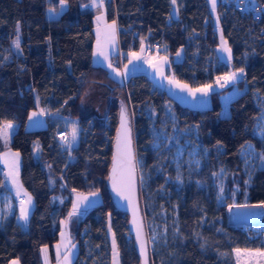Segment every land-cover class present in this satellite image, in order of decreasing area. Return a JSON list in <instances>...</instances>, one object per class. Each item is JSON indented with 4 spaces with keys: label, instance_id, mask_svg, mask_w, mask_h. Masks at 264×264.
Masks as SVG:
<instances>
[{
    "label": "trees",
    "instance_id": "trees-1",
    "mask_svg": "<svg viewBox=\"0 0 264 264\" xmlns=\"http://www.w3.org/2000/svg\"><path fill=\"white\" fill-rule=\"evenodd\" d=\"M256 2L257 14L238 10L236 0H218L222 35L233 56L230 67L218 54L220 42L209 0H177L176 4L172 0H105L107 20L116 21L119 27L123 64L142 43L158 41L161 47L154 50L169 57L174 77L191 88L217 86V77L244 70L237 81L211 91L208 107L192 109L145 73L123 82L105 67L93 64L95 13L82 8L81 0H66L67 9L57 19L49 18L47 10L58 9L59 0H0V126L5 122L17 125L10 149L19 153V181L34 201L27 226L19 219L17 204L6 215L8 186L0 166V264L13 259L21 264H44L43 247L51 249L54 261L53 247L60 239L61 221L72 208L73 191L101 195L99 204L69 222L77 245L73 264H111L109 230L121 264H140L128 215L114 202L108 186L122 105L132 120L137 155L149 163L153 161V132L162 129L171 136L173 146L178 134L189 131L209 151L199 173L211 184L209 194L193 181L172 188L179 235L153 252L151 263L234 264L229 255L233 248L257 247L250 232L227 224L231 204L244 198L251 203L264 201V139L254 134L261 113L256 99L264 100V0ZM174 5L177 19L172 17ZM18 37L20 53L13 47ZM178 51L184 55L181 61L176 59ZM95 85L102 92L94 109L99 104L107 108L108 124L103 115L81 105L85 93ZM39 109L81 124L70 152L62 151L56 140L57 125L27 128L30 115ZM248 143L257 155L249 185L241 159V150ZM220 165L226 167L227 179L217 206L214 173ZM169 173L174 175L172 170ZM204 215L209 219L202 226ZM211 222L213 226H206ZM197 234L207 241L205 248ZM223 251L228 256H221Z\"/></svg>",
    "mask_w": 264,
    "mask_h": 264
},
{
    "label": "rangeland",
    "instance_id": "rangeland-1",
    "mask_svg": "<svg viewBox=\"0 0 264 264\" xmlns=\"http://www.w3.org/2000/svg\"><path fill=\"white\" fill-rule=\"evenodd\" d=\"M210 7H211V3H210ZM95 11L96 12L94 13L97 19V17L100 14V11L99 10H95ZM211 12L214 17V22L217 28V32H218L217 34L220 42L219 47L217 49L218 54L220 56V59L231 67L232 58H233L232 51H231V58L228 59V54L221 50L222 40L226 41V39L222 35L220 20L217 14V7L215 11H213L211 7ZM53 13L54 12L50 11L49 17H52L51 14ZM98 27L100 28V32H99V36H100L102 29L101 21L99 22L96 21L97 36H98V31H97ZM226 43L227 46L229 47L227 41ZM19 44H20V39H19ZM13 47L17 53H20V47L17 48L15 46V42L13 44ZM100 58H102V56L98 55L96 52L94 62L96 64L101 63ZM119 64L122 67L123 63L120 62ZM164 81H166L165 87L160 86L159 83H155V84L162 89L166 88L167 90L168 89L170 90L171 87L173 88L172 85L174 84L169 82L170 79H164ZM216 88H220V87L218 85L213 86L212 91L213 89ZM101 92H102L101 88H98L97 85L90 87L88 91L85 93L84 97L82 98L81 105L86 109L88 108L91 109L93 113L98 116L103 115L102 116L103 122L108 124L107 108L104 107L102 104L98 103L99 104L98 109H94L96 107L95 102L98 101V99L100 98ZM178 92L181 94V96H183L187 100L195 99L196 105L195 108L192 109H202L208 107L209 95L211 92L207 96H201L199 93H197L196 96H193L188 91H182L180 88ZM169 94L179 103L186 106L184 103L180 101L179 96H178L179 99H176L174 95H172L170 92ZM256 100L261 109V113L257 119L254 128V134L258 138L263 140L264 132H262V130H264V100L261 97H257ZM39 110L38 112L37 111L36 112L39 113ZM43 116H42V120L44 123H42V125L32 124L30 122L27 125V128L38 129L42 126H47L48 124L47 118L46 117L44 118ZM51 121L52 124L57 126L61 125L63 127L67 125L71 130L73 124H75L78 131L81 130V124L75 119L65 118L64 120H62L61 117H58L56 115ZM6 123L7 122L3 123L0 127L4 126ZM11 123L13 124V128L9 130V136L7 138V141H5V139L2 136H0L1 145L3 146V151L0 153V166L4 170L6 176V182L8 180L11 185L9 187L7 184L8 190L4 194L3 209L6 215L13 212L16 204L18 206L19 205L21 206V202H25L24 191L19 181V168H18L17 179L19 182V186L21 187L22 190L20 191L19 195H17V185L12 182V177L8 175L9 168L8 165L5 163V158L3 155L6 152L14 153L10 149V142L12 140V136L14 132L17 129V125L13 122ZM171 142H172L171 136L166 131V129H162L159 132H153V141L150 147L151 153L153 155V161L149 163L147 158L137 155V168H138V174L140 180V191H141L142 205H143L147 237H148L151 255L153 252L158 251L160 247L165 246L166 242L169 239H172V237H177L179 235V222H178L177 207H176L177 205L176 203H173L174 197L172 193V188L175 187L176 189H179L185 184V182L193 181L195 182L197 188H199L201 191H204L206 195L209 194L211 189V184H209L206 180H204L199 176V173L203 168L205 159L209 157V151L204 148H201L195 141L192 133L189 131H182L180 134H178L174 138V142H175L174 146L171 145L172 144ZM157 145H160V147L157 148L156 147ZM256 156L257 155H256L255 147L251 143L246 144L241 150V159L243 161V170L247 178L246 180L247 185H249L254 174ZM8 159H11V157H9ZM170 170L173 171L174 173L173 176L170 175L169 173ZM214 174L218 183V192L217 194H215L217 201L216 204L217 206H220L222 199L221 193L225 188V183L227 179V169L226 167L220 165L216 173ZM178 176L179 179H177ZM162 180H164V182H161ZM91 193H96L97 195L92 196ZM91 193L77 192L72 195L73 203L77 202L78 195L87 196L89 198V203L87 205H81L79 214L77 215L79 216L83 215L85 211H87L91 207H94L95 205L101 202V198H100L101 195L99 193L97 192H91ZM243 204L256 205L259 203H251L247 200V198H244L241 203L236 202L234 204H231L229 207L233 205H243ZM234 210H232V212ZM240 210L241 213L247 211V213H244L240 217L242 218L241 221H243L245 225L237 226V227L233 226V227L241 228L246 232H250L249 234L251 239L257 240V247L250 249L233 248L229 255L231 256V259L233 260L234 264H264V258L259 256L248 257L244 254V250H251L253 252H255L256 250L264 251V208H240ZM70 212H73V207L71 208ZM228 213L229 211L227 210V216ZM208 219L209 217L207 215H204V218L202 219V226L205 225ZM220 221L221 220L219 219V222ZM227 221L229 222V218L227 219ZM230 223L231 224L233 223L235 225L234 221H230ZM63 224L65 226V222H63ZM213 225L214 222H211L210 225H206V226L210 227ZM220 230L221 229L219 228L218 231ZM109 238L111 244H113L114 235L111 230H109ZM196 239L200 242L202 248H205L207 246V241L200 234L196 235ZM235 249L241 250V257L239 261L234 251ZM223 255L228 256V253L226 251H223L221 253V256Z\"/></svg>",
    "mask_w": 264,
    "mask_h": 264
},
{
    "label": "snow or ice",
    "instance_id": "snow-or-ice-1",
    "mask_svg": "<svg viewBox=\"0 0 264 264\" xmlns=\"http://www.w3.org/2000/svg\"><path fill=\"white\" fill-rule=\"evenodd\" d=\"M177 0H172L173 4H176ZM60 3V12H57L56 9H50V11L55 12L56 15H60L63 11L64 6L66 5V0H59ZM104 3V0H92L93 6L96 7H102ZM211 7L213 11H215L217 7V0H210ZM85 7H88V5H85ZM103 18L102 16L97 17V21H101ZM218 19V17H217ZM98 36H97V54L100 56H103L106 60L108 59V54L104 46L101 44V39L99 36L100 28L98 27ZM116 24L115 21L112 22V24H106L105 25V33H104V40L105 45L115 43V35H116ZM15 46L17 48L20 47L19 44V37L15 41ZM221 50L228 54V59L231 58V49L227 46L226 41L222 40L221 43ZM144 49L141 48V52H143ZM180 52L178 51L176 53L177 57L180 56ZM129 56L131 59L129 60V63L132 62V59L139 60L141 57L137 53H129ZM167 58H162V64H167ZM109 67H111V64H109ZM117 75L120 76H127L128 69L127 65H125V70L123 73H121L118 69H114ZM243 69H239L237 72H231L226 74L223 77H217L216 84L219 87H225L230 82H235L239 79V77L243 74ZM163 75V73H161ZM170 83L175 84L177 88H180L182 91H188L191 95L196 96L197 93H199L201 96H207L212 91V85H203L198 88H191L186 83H181L177 81L175 78H171ZM44 113V110L41 109L39 113L33 112L31 116L29 117L30 120H33L34 117L40 116ZM121 128L123 129V134L118 133L117 136V145H116V154L113 156V169H112V176L109 178L113 182V188L117 191V194L122 196L125 200H128L130 203H132L135 193V182H134V171L136 168V162L132 153L131 148V138H130V129L128 128V117L126 114V110L124 109L122 105L121 110ZM36 123H40L39 121H36ZM13 128V124L11 122H7L4 126L0 127V136H2L5 141H7V138L9 136V130ZM264 132V130H262ZM78 129L75 124L72 126L71 130V140L65 139V144L71 148L72 143L76 141L77 138ZM157 148L160 147V145L156 146ZM5 158V163L8 165L9 172L8 175L12 177V182L17 185V195H19L20 191L22 190L19 186L18 182V168H19V153H10L6 152L3 154ZM11 157V159H8ZM179 179V176L177 177ZM128 193V194H126ZM92 196L97 195L96 193H91ZM89 203V198L87 196L78 195L77 202L73 203V212L69 213V220L73 215L79 214L80 206L81 205H87ZM32 204V198L31 196L27 197L26 202H21V208H20V218L23 219L25 222L28 220L29 216V210ZM233 207L236 208H264V201L260 202L256 205H249V204H243V205H233ZM231 211V209H230ZM3 217L0 216V219ZM67 223V222H65ZM133 223H137L136 219L133 220ZM137 237L141 241V252L146 256V249H145V241L143 240L142 235V225L137 224ZM63 236V233L61 234ZM57 256L60 255V245H57ZM114 252H115V242H113ZM45 253L47 252V249H43ZM238 261L241 257V250L235 249L234 250ZM244 254L248 257H262L264 258V251L256 250L255 252L251 250H244ZM118 255V253H116ZM64 262L65 264H71V260L69 259V254H65L64 256ZM12 264H18V261H13ZM59 264V261H58Z\"/></svg>",
    "mask_w": 264,
    "mask_h": 264
},
{
    "label": "crops",
    "instance_id": "crops-1",
    "mask_svg": "<svg viewBox=\"0 0 264 264\" xmlns=\"http://www.w3.org/2000/svg\"><path fill=\"white\" fill-rule=\"evenodd\" d=\"M242 1H243L244 6L247 9H251L253 11H256V8H255V5L257 4L256 0H242ZM81 3H82V8H84V9L92 10L93 12H96L95 10H99L100 11L99 16H102V18H103L101 20V28L102 29H101L100 39H101L102 46H104L106 51H107L108 59L106 60L102 56V58H100L101 63L96 64L94 62V59H95V56H96V52H97V35H96V21H97V19H96V15H95L93 23H94V33H95V38L96 39H95V45H94L93 64L101 65V66L105 67L114 76H116L117 78H119L123 82H125L131 75H134V74H137V73H145L147 76H149V78L154 83H159L160 86L165 87L166 86V84H165L166 81H164V79L175 78L173 73L171 72V69H170V59H169V57L167 55L161 53L159 50H154L148 56L143 54V52H141V48L144 49L145 43H142L139 51L133 52V53H137L141 57L139 60L132 59V62L129 63V60L131 59V57L129 56L127 62L125 64H123L122 67L120 65H118L116 63V60L113 61L114 56H117V57L121 56L122 57L121 52H120V48H119V38H118L119 27H118V24H117L116 21H115V24H116L117 31H116V35H115V43L105 45V40H104L105 25L106 24H112V22H109L107 20V18H106L105 0H104V3H103L102 7L93 6L92 0H81ZM85 5H88V7H85ZM50 9H52V8H50ZM50 9L47 10V16L48 17H49ZM58 9H59V11H58ZM58 9H56V11L60 12V6H59ZM66 9H67V3L64 6L63 11L61 12V14ZM60 15L57 16L56 13L54 12L53 14H51L52 17H49V18L57 19L58 17H60ZM172 17L175 18V19L178 18V9H177L176 5H174L173 9H172ZM214 24H215V22H214ZM180 53L181 54H180L179 57L176 56V59L178 61H181L183 59V56H184L182 51ZM165 57L167 58V61H168V63L166 65L162 64V58H165ZM109 64H111V67H109ZM125 65H127V69H128L127 76L117 75L116 72L114 71V69H118L121 73H123L124 70H125ZM161 73H163V75ZM172 86H173V88L171 87L170 90L169 89L167 90L166 88H163V89H166V91H168L172 95H174V97L176 99H179L178 98V96H179L180 97V101L182 103H184L187 107L195 108V105H196L195 99L194 100H187L186 98L181 96V94L178 92L179 88H177L175 84L172 85ZM39 112H40V110H39ZM43 114L41 116L34 117L33 120L29 119L28 120V124L31 122L32 124L42 125V123H44L43 120H42ZM36 121H39L40 123H36ZM23 191H24V201L26 202L27 201V197L30 196V194L27 191H25L24 189H23ZM74 193H77V192L73 191V194ZM78 193H80V192H78ZM19 207L21 208L20 205H19ZM33 207H34V201L32 199V204H31V207H30V210H29V216H30V214L32 212ZM72 207H73V205H72ZM29 216H28V219H29ZM68 216L69 215H67V217L61 221V228H62L61 234L63 233V236L60 234L59 241L53 247V255H54V259L55 260L52 261V251H51V249H49L48 247H43L42 248V259H43L44 264H58V261H59V264H65V262H64L65 254H69V259L71 260V264H73V260L75 259V256L77 254V245L74 243V237L71 235V232L69 230V222L75 216H79V215L72 216L70 220H69ZM19 219L24 224H27V222H28V220H27V222H25L20 217H19ZM63 222H67V223H65V226H64ZM114 242H115V240H114ZM57 245H60V255H59V257L57 256V247H56ZM111 245H112V263L111 264H121L120 255H119V252L117 250L116 243H115V252H114L113 244H111ZM45 248L47 249L46 253H45V251H43V249H45ZM116 253H118V255H116ZM13 261H18V264H21L19 262V260H17V259L11 260L8 264H12Z\"/></svg>",
    "mask_w": 264,
    "mask_h": 264
},
{
    "label": "water",
    "instance_id": "water-1",
    "mask_svg": "<svg viewBox=\"0 0 264 264\" xmlns=\"http://www.w3.org/2000/svg\"><path fill=\"white\" fill-rule=\"evenodd\" d=\"M124 109L126 110V114L128 117V128L130 129L132 153H133L136 165H137V149H136V143H135L134 127L132 125V120L128 114L126 107H124ZM121 110H122V107H121ZM121 110H120V115L118 119V126L116 130V134H115L114 141H113L112 159H111L110 169L108 172V186L112 194V197L114 199V202L128 215V227H129L130 234L134 240V246L139 255L140 264H152L151 263V252L149 248L146 223H145V217H144V211H143V205L141 201V191H140V180H139L138 168L136 166L135 171H134L135 193H134V198H133L132 203H130L128 200H125L122 196L117 194V191L113 188V182L109 178L113 174L112 173L113 156L116 154L117 136H118V133L123 134V129L121 128V122H122ZM7 184L9 187L11 186L8 180H7ZM134 219H136L137 223H133ZM137 224L142 225V235H143V240L145 241L146 256L141 252V241L137 237V231H138ZM25 225L27 226V224Z\"/></svg>",
    "mask_w": 264,
    "mask_h": 264
},
{
    "label": "built area",
    "instance_id": "built-area-1",
    "mask_svg": "<svg viewBox=\"0 0 264 264\" xmlns=\"http://www.w3.org/2000/svg\"><path fill=\"white\" fill-rule=\"evenodd\" d=\"M236 3H237V8H238V10H240V11H251V12H255V14H257L256 13V11H253V10H251V9H247L245 6H244V4L243 3H241V2H239V0H236ZM257 7V4L255 5V8ZM161 47V44H160V42H158V41H156V42H154L153 44H145L144 45V51H143V54H145V55H150L152 52H153V50L154 49H158V48H160ZM121 56H118L117 57V60H116V63L118 64V65H120L119 63L121 62L122 63V61H121ZM57 114L56 113H53V112H48V113H46V114H44V118L46 117L47 118V122L48 123H51L52 121V119L56 116ZM79 133H80V131H78V133H77V138H76V141L74 142V143H72V145H71V148H69L66 144H65V139H68V140H71V129L69 128V126H67V125H65V126H61V125H59V126H57V130H56V140H57V142H58V144L60 145V147H61V149H62V151H64V152H67V151H71L73 148H74V146L76 145V142H77V139H78V137H79ZM233 208V206H231V207H229L228 208V211H229V213H228V218H229V222L227 221V223H228V225H231V226H244L245 224L243 223V221H241V220H239V221H236V219H234L233 217H232V215H231V212H232V209ZM230 209H231V211H230ZM230 221H234L235 222V225L232 223H230Z\"/></svg>",
    "mask_w": 264,
    "mask_h": 264
},
{
    "label": "bare ground",
    "instance_id": "bare-ground-1",
    "mask_svg": "<svg viewBox=\"0 0 264 264\" xmlns=\"http://www.w3.org/2000/svg\"><path fill=\"white\" fill-rule=\"evenodd\" d=\"M235 208V207H234ZM233 208V210H234ZM235 212V213H234ZM244 213H247V211H244ZM244 213H241L240 208H235V210L233 212H231V215L234 219H236V221L241 220L242 218H240ZM235 214V215H234Z\"/></svg>",
    "mask_w": 264,
    "mask_h": 264
}]
</instances>
